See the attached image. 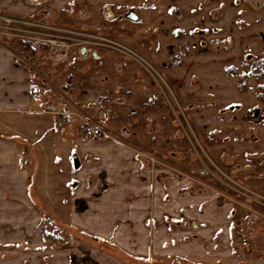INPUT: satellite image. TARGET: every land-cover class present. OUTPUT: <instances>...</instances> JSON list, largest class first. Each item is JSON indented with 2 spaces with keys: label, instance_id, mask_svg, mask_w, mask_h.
Here are the masks:
<instances>
[{
  "label": "rangeland",
  "instance_id": "rangeland-1",
  "mask_svg": "<svg viewBox=\"0 0 264 264\" xmlns=\"http://www.w3.org/2000/svg\"><path fill=\"white\" fill-rule=\"evenodd\" d=\"M23 1L37 13L8 15L113 39L165 81L158 87L140 65L107 49L81 55L75 48L54 63L44 46L0 37L17 61L30 64L45 110L77 116L64 132L49 115L33 117L30 133L38 126L76 138L92 123L91 139L112 153L111 161L126 155L128 183L138 172L150 183L153 213L155 202L158 213L174 202V210L145 221L158 230L159 252L137 264H264V78L249 70L264 59V0H68L57 10ZM42 145L51 155L53 148ZM67 224L44 227L62 245L69 234L92 244Z\"/></svg>",
  "mask_w": 264,
  "mask_h": 264
},
{
  "label": "crops",
  "instance_id": "crops-1",
  "mask_svg": "<svg viewBox=\"0 0 264 264\" xmlns=\"http://www.w3.org/2000/svg\"><path fill=\"white\" fill-rule=\"evenodd\" d=\"M41 1L49 3L51 10L63 9L68 3ZM36 10L23 0H0V11L6 14L27 17ZM1 40L0 264H137L144 258L150 260L159 252V233L149 231L145 221L151 215L157 219L160 211L174 210V202L161 205L159 213L155 202L153 213L146 196L150 183L139 172L128 183L126 155L122 162L111 161L112 153L94 139L80 145L72 132L58 138L42 133L38 126L35 134L30 133L33 117L49 115L54 125L58 112L45 110L35 91L39 84L30 64L17 61L14 49ZM42 143L53 148L51 155H46ZM186 204L182 202L183 210ZM48 206L52 215L47 213ZM53 220L80 229L92 244L73 234L66 248L57 235L52 242L44 235V223L53 224ZM202 253L199 248L198 254Z\"/></svg>",
  "mask_w": 264,
  "mask_h": 264
},
{
  "label": "built area",
  "instance_id": "built-area-1",
  "mask_svg": "<svg viewBox=\"0 0 264 264\" xmlns=\"http://www.w3.org/2000/svg\"><path fill=\"white\" fill-rule=\"evenodd\" d=\"M0 37H6L7 39L8 37H14V39L33 42L38 47L44 46L47 51V58L54 63L67 61L70 52L75 48L78 51L82 48L87 51L93 50V48L107 49L140 65L141 68L153 76L158 87H160L159 81H162V84L165 85L163 78L141 56L125 45L107 37L79 34L76 31H67L48 26V24L41 21H31L8 14L2 15L1 12ZM76 117L74 112H58L54 126L64 132L75 121ZM96 132L97 130L92 123L85 122L79 136L80 141L85 142L91 139ZM236 234L241 241V245L246 247L248 244L245 234L240 231H236Z\"/></svg>",
  "mask_w": 264,
  "mask_h": 264
},
{
  "label": "trees",
  "instance_id": "trees-1",
  "mask_svg": "<svg viewBox=\"0 0 264 264\" xmlns=\"http://www.w3.org/2000/svg\"><path fill=\"white\" fill-rule=\"evenodd\" d=\"M23 44V46H24V49H28L29 47L30 48H32L31 46H30V44H28V43H22ZM23 49V50H24ZM24 51H26V50H24ZM33 51V50H32ZM30 52H31V50H30ZM32 53V52H31ZM30 53V54H31ZM249 70H250V73H251V75H252V77H255V78H257V79H262V78H264V59H258L256 62H254V63H252L251 65H250V67H249ZM231 72H233L232 70H231ZM51 224V223H50ZM55 230H63V229H60L59 227H57V228H54ZM61 232V231H60ZM63 234L64 235H68L66 232H63ZM44 235H47L48 236V238H51V240H52V242L54 241V239L56 238L55 237V235H54V233H46V234H44ZM59 237V236H58ZM45 238V237H44ZM57 240H60L59 238H56ZM65 245H62V247L63 248H66L67 247V243H64Z\"/></svg>",
  "mask_w": 264,
  "mask_h": 264
},
{
  "label": "water",
  "instance_id": "water-1",
  "mask_svg": "<svg viewBox=\"0 0 264 264\" xmlns=\"http://www.w3.org/2000/svg\"><path fill=\"white\" fill-rule=\"evenodd\" d=\"M86 52H87L86 49H84V48L80 49V54H81V55H85ZM92 57H93L94 59H97V58H98V56H97V54H96L95 52H92ZM75 166H76V167L78 166L77 161H75Z\"/></svg>",
  "mask_w": 264,
  "mask_h": 264
}]
</instances>
